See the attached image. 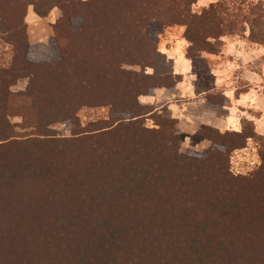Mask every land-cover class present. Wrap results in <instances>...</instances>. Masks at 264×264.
Listing matches in <instances>:
<instances>
[{
	"label": "trees",
	"instance_id": "obj_1",
	"mask_svg": "<svg viewBox=\"0 0 264 264\" xmlns=\"http://www.w3.org/2000/svg\"><path fill=\"white\" fill-rule=\"evenodd\" d=\"M196 2L60 1L53 53L36 58L25 21L34 0H0L12 47L0 56V264H264L255 121L241 131L204 125L197 134L212 147L186 154L175 120L141 101L182 78L149 72L165 27L186 28L193 60L247 29L264 46V0H215L200 13ZM73 17L84 18L81 30ZM22 77L27 89L12 92ZM19 105L35 129L22 137L9 119ZM85 108L106 114L83 124ZM251 139L261 164L236 175L232 155Z\"/></svg>",
	"mask_w": 264,
	"mask_h": 264
},
{
	"label": "rangeland",
	"instance_id": "obj_2",
	"mask_svg": "<svg viewBox=\"0 0 264 264\" xmlns=\"http://www.w3.org/2000/svg\"><path fill=\"white\" fill-rule=\"evenodd\" d=\"M52 4L54 7L49 12L41 5V2ZM63 0H34V3L29 6L27 15L25 17L29 41L31 44L30 54L33 57L40 58L42 54L49 55L53 50L52 42L55 38V24L62 17L63 12L58 6L59 2ZM70 1V0H64ZM215 0H197L193 9L196 13H200L204 7L209 6ZM84 18L73 17V26L75 30H81ZM7 23L0 19V56H4L6 59L11 57V46L7 42ZM186 28L184 26H168L165 27L159 33V52L155 68L149 69V72H174L175 57L181 56V58H189L187 56V49L190 42L185 36ZM249 29L245 34L227 35L222 38L223 44L221 51L218 54L202 53L200 56L192 61L194 75H197L196 82L200 89L207 91V98L213 99L215 102H221L222 104H229L231 99L221 95L223 88L216 86V70L221 71V76L217 77V81H223L226 88L233 89L237 94L247 89L248 82L244 79L245 71H247L246 64L243 58L239 57L238 49L241 48L242 43L250 48L256 47L257 44L253 43L249 39ZM237 47V48H236ZM48 51V53H46ZM264 51V50H263ZM53 53V52H52ZM55 54V53H54ZM263 55V56H259ZM250 62L253 66V72L259 73L262 65H264V52L262 54H251ZM192 60V59H191ZM248 65V64H247ZM133 69H139L138 67H129ZM175 73V72H174ZM256 74V73H254ZM259 79V76L254 75V104L249 103L248 106H241L240 117L237 122V127L243 129L247 121H256L258 124L257 131L264 132V74ZM182 77V76H181ZM184 77V76H183ZM253 77V76H250ZM183 78H181L182 82ZM30 83V77H22L11 87L12 92L19 93L25 91ZM169 93V94H167ZM171 92L163 88L158 89L154 94L143 96L141 101L145 104L154 105L156 107V113L163 118L174 119V131L181 136L180 150L182 153H194L204 152L212 147V142L208 139L198 136V131L202 128V125L197 131L196 126H192L172 117L169 105L167 103ZM216 104V103H215ZM220 105H217L216 109L220 116ZM20 108L11 109L9 119L14 126L15 133L18 137L31 134L35 129L27 117L25 108L19 105ZM14 110V111H13ZM106 114L103 109H88L85 108L81 111L80 116L82 123L85 124L90 120H95L100 116ZM146 125L149 127H155V121L152 118H148ZM57 131L59 135L68 136L71 135V131L64 123H57L51 126ZM232 130L229 131H241L236 128V124L232 122ZM219 130V129H218ZM228 130V129H227ZM222 131H226L222 130ZM261 164V158L259 154V142L258 140H249L246 147L236 150L231 158L232 171L236 175H246Z\"/></svg>",
	"mask_w": 264,
	"mask_h": 264
},
{
	"label": "crops",
	"instance_id": "obj_3",
	"mask_svg": "<svg viewBox=\"0 0 264 264\" xmlns=\"http://www.w3.org/2000/svg\"><path fill=\"white\" fill-rule=\"evenodd\" d=\"M241 43V48L245 49H238L239 57L236 58H243L245 56L243 60L246 64V67L249 66L247 68V71H245L246 76H244V79L246 80V82H248L246 85L247 89L236 95L233 89H237V87H234L232 89L226 88L224 85H222V80L217 81V77H220L222 74L221 71L216 70L215 72V75L217 76L216 86L221 85V87L223 88L221 95L231 99V102H229V104H215L210 102L206 96L208 90L205 91L203 89H200L197 85V75H194L193 72V59L191 60V58L185 57L181 58V56H178V58L175 57L174 72L175 74L182 76L183 80L182 82H178L171 88H163L171 92L170 96H167V103L169 105L170 112L173 118L179 119L181 121H186V123H188L189 125L191 124L192 126L194 125L196 126V128L199 126L196 131L202 125L211 126L221 131L225 129L232 130V122L236 124L237 129L241 130V128L237 127V122L240 117L239 107L240 105L248 106L249 103L254 104L253 96L256 89L254 87V80L256 79L254 75L259 76L260 79L262 77L261 75L264 74V65H262L261 71L259 73L253 72L254 70H252L253 66L250 62V58H247L251 57V54H262V52H264V46L257 45L256 47H249L248 49V47L244 45V42ZM217 105H220L219 108H221V113H223L222 116H220L217 112ZM255 124L256 129H258V124L256 123V121ZM260 134H264V132Z\"/></svg>",
	"mask_w": 264,
	"mask_h": 264
}]
</instances>
